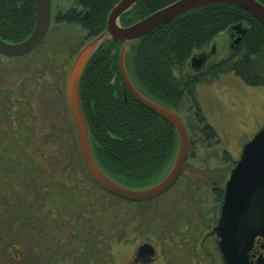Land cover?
Returning a JSON list of instances; mask_svg holds the SVG:
<instances>
[{
  "label": "flooded vegetation",
  "instance_id": "obj_1",
  "mask_svg": "<svg viewBox=\"0 0 264 264\" xmlns=\"http://www.w3.org/2000/svg\"><path fill=\"white\" fill-rule=\"evenodd\" d=\"M73 6L74 2L57 11ZM57 11L51 10V23ZM46 69L40 68L41 72ZM30 82L35 87L41 84L50 88L57 97L65 93L46 75L38 79L36 73L31 74ZM22 83L20 79L0 89V193H6L10 179L15 177H11V156L26 155L23 141L27 134L38 135L40 142L43 136L47 141L38 144L35 151L48 157V170L39 171L35 205L23 208L18 221L0 223V264H224L215 229L224 188L211 187L217 202L212 223L190 218L189 222L182 221V217L188 219L182 210L189 207L187 200L181 203L192 184L202 175L215 183L213 175L199 176L201 160L191 157L193 144L189 142L180 175L166 191L145 201L123 199L92 181L82 165L76 138L66 143L56 137V121L50 110L43 114L40 106L28 104ZM122 84L121 80L115 82L121 92ZM63 100L66 105L65 95ZM67 118L72 123L70 116ZM41 121L46 124L43 133L38 127ZM71 128L74 132L73 125ZM14 135L19 141L10 143ZM49 141L53 148H44ZM44 181L48 184L43 185ZM47 200L51 203L44 207ZM6 212L0 215L5 217ZM261 254L264 257V237L257 236L248 252L249 260L255 261Z\"/></svg>",
  "mask_w": 264,
  "mask_h": 264
},
{
  "label": "trees",
  "instance_id": "obj_2",
  "mask_svg": "<svg viewBox=\"0 0 264 264\" xmlns=\"http://www.w3.org/2000/svg\"><path fill=\"white\" fill-rule=\"evenodd\" d=\"M72 1L76 7L57 11L53 22L78 25L86 31V41L105 30L107 16L119 2ZM173 1L137 0L133 9L121 16L120 23L129 25ZM258 1L264 5V0ZM238 23L246 25L248 33L236 50L199 74L185 72L178 77L187 69V62L195 51L208 46L216 35ZM34 24L35 0H0L3 41L17 43L26 39ZM120 47L119 41H105L90 58L81 77V101L99 166L125 186L145 187L164 174L175 155L178 140L167 121L138 103L123 84L121 92L115 86L118 79L111 81L118 68ZM128 66L136 84L146 94L176 111L185 95L197 105V84L220 73L232 72L246 85L264 86V25L231 4L198 8L135 42ZM195 113L204 123L198 106ZM202 130L208 138L213 136L206 122Z\"/></svg>",
  "mask_w": 264,
  "mask_h": 264
},
{
  "label": "water",
  "instance_id": "obj_3",
  "mask_svg": "<svg viewBox=\"0 0 264 264\" xmlns=\"http://www.w3.org/2000/svg\"><path fill=\"white\" fill-rule=\"evenodd\" d=\"M136 2L137 0H119L107 16L105 30L85 42L76 53L65 82V99L80 159L92 181L123 199L145 201L162 194L178 178L187 158L189 136L181 114L146 94L133 80L128 69V58L133 52L135 42L182 14L215 4L237 6L264 25V5L258 0H175L136 22L121 25V16L131 11ZM50 24L51 0H35V24L32 32L17 43H8L0 38V54L7 57L29 54L43 41ZM247 33L248 27L242 23L225 30L227 42H230L226 56L238 48ZM105 41L121 42L118 68L128 93L142 106L167 121L177 135V149L168 168L157 181L145 187H128L112 179L99 166L92 150L80 85L88 61ZM214 53L213 40L208 50L203 48L191 55L186 68L193 70L195 74L203 72L217 61H210ZM215 229L220 239L219 247L224 264H264L262 254L255 261L249 260L248 256L255 238L264 237V126L243 145L239 158L230 171Z\"/></svg>",
  "mask_w": 264,
  "mask_h": 264
},
{
  "label": "rangeland",
  "instance_id": "obj_4",
  "mask_svg": "<svg viewBox=\"0 0 264 264\" xmlns=\"http://www.w3.org/2000/svg\"><path fill=\"white\" fill-rule=\"evenodd\" d=\"M72 4V0H51V10L54 13L57 8L63 9ZM86 35V31L78 25L51 23L43 41L26 56L9 58L0 55V89L12 86L20 79L24 80L22 84L25 85V100L34 108L40 106L43 114L50 110L54 121H56L58 132L56 137L66 143H68L67 141L71 142L75 134L71 128L72 123L67 118L69 117L67 104L65 105L63 100L65 93L62 92L61 97H57L48 87L42 88L41 84L35 87L33 83L30 84V77L35 73L38 79L46 75V78L53 80L64 91L69 66L78 48L85 42ZM226 38L228 39V36L225 35V31L215 36L213 39L215 55L210 61H218L227 55L230 42H227ZM209 46L210 44L204 49L208 50ZM42 67H47L45 72H41L40 68L42 69ZM185 72L194 73L193 70L186 69L178 77H182ZM117 79L121 80L120 73L116 70L111 81L114 82ZM36 99L38 103L35 102ZM195 101L197 105L185 95L178 112L185 120L189 142L193 144L194 155L191 157L201 160L199 176L202 174L213 175L215 183L212 184V179L204 178L202 175V179L198 178V183L192 184L191 189H188L181 205L187 200L189 208L182 211L186 212L188 219L212 223L217 214V202L211 194L212 185H216L219 189L225 187L224 184L239 158L243 145L264 126V86L246 85L232 72L220 73L216 77H207L206 80L197 84ZM197 106L203 116L204 123L206 122L213 131L212 137L208 138L203 133L204 123L198 120L195 113ZM38 127L40 130L42 129L41 133H43L46 130L45 121H41ZM27 135H29L26 137L27 140L23 141L26 149L25 157H20L18 154L11 156V167L14 168L11 177H15L10 179L6 193H0L1 214L8 208L5 217L0 215V223H6L8 220V222L18 221L23 208L35 205L39 171L41 168L48 170L46 164L48 157L38 155V151H35L38 144L47 143V141H44L43 136L42 142H40L38 135ZM18 141L19 139L14 135L10 143ZM51 143L49 141L44 148H53ZM43 152L45 153V151ZM47 181H44L43 185L48 184ZM50 203L47 200L44 207H48ZM168 204L170 203L168 202ZM188 219L182 217L184 222H189L190 219Z\"/></svg>",
  "mask_w": 264,
  "mask_h": 264
}]
</instances>
